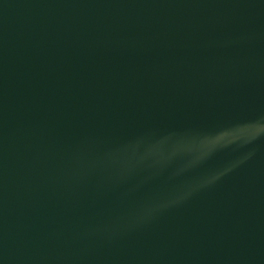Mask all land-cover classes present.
I'll list each match as a JSON object with an SVG mask.
<instances>
[{
  "label": "water",
  "instance_id": "water-1",
  "mask_svg": "<svg viewBox=\"0 0 264 264\" xmlns=\"http://www.w3.org/2000/svg\"><path fill=\"white\" fill-rule=\"evenodd\" d=\"M0 264H264V0H0Z\"/></svg>",
  "mask_w": 264,
  "mask_h": 264
}]
</instances>
